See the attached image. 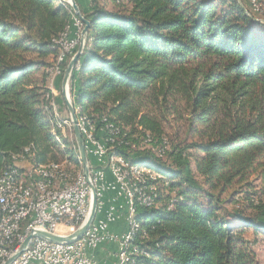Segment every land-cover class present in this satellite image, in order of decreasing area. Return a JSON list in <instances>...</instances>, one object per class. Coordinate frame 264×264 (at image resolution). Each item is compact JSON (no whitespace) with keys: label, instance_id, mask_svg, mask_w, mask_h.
<instances>
[{"label":"trees","instance_id":"1","mask_svg":"<svg viewBox=\"0 0 264 264\" xmlns=\"http://www.w3.org/2000/svg\"><path fill=\"white\" fill-rule=\"evenodd\" d=\"M76 1L91 24L70 81L77 117L107 118L119 129L111 152L162 177L154 208L135 197L134 263L260 264L247 234H264V23L239 0ZM73 16L59 0H0V173L27 151L35 166L78 156L46 73ZM178 102L193 139L170 149L162 116ZM154 142H168V165Z\"/></svg>","mask_w":264,"mask_h":264},{"label":"built area","instance_id":"2","mask_svg":"<svg viewBox=\"0 0 264 264\" xmlns=\"http://www.w3.org/2000/svg\"><path fill=\"white\" fill-rule=\"evenodd\" d=\"M84 27L83 21L76 16V24L73 27L76 30L75 34H72L71 29L65 42H55L57 45H62L64 50L63 64L54 67L56 78L63 76L66 66L77 53ZM68 128L73 131L72 124H68ZM79 128L88 156L90 179L97 194L96 219L81 239L71 243H52L45 239L34 238L29 247L11 264H121L123 257H131L132 262L134 253L128 250V237L134 236L128 229V219L131 213L136 212H131L128 208L129 196L137 195L138 203L147 208L154 207L149 200H144V196L136 193V187L125 185L128 161H123V165H115V162L108 160V150L116 149L119 139H104L101 136V129H116L118 132L119 129L110 127L107 118L104 117L100 125L95 122L97 139L88 140L82 126ZM158 149H165L166 153L168 142H154L152 154L163 159V156H158ZM31 157L32 151H27L25 157L13 158L14 173H5L4 179L0 180V264H5L21 248H9V240L14 238L17 223L25 214L22 212L23 198H17L16 192H10V185H14V180L19 174H28L35 190L36 187H42L44 182L51 181L52 171L31 164ZM20 162H28L31 169L27 171L20 169L17 166ZM140 174L143 176V170ZM83 176L84 183L81 189H74L73 186L63 187V192L56 200L41 202L40 194H36L35 224L32 230L26 232L24 241L31 233L38 230L64 237L70 236L87 222L91 214L92 192L86 176ZM64 178H67V175H60V179ZM157 178L162 177L157 176ZM163 187L168 190V186ZM107 193L113 195L112 204L104 210ZM177 200L176 196L171 199L176 202ZM121 220L124 221L126 230L118 233L112 228ZM143 256L145 257V254Z\"/></svg>","mask_w":264,"mask_h":264},{"label":"bare ground","instance_id":"3","mask_svg":"<svg viewBox=\"0 0 264 264\" xmlns=\"http://www.w3.org/2000/svg\"><path fill=\"white\" fill-rule=\"evenodd\" d=\"M252 5L257 6L256 2H252ZM72 21V27H75L76 18L74 16ZM70 31L71 28L68 27L59 42H65L66 36L70 33ZM59 48L60 50L57 55L56 63L48 70V73L51 77L56 76L54 67L60 66L64 61V50L62 48V45H59ZM78 63L76 65L77 69L79 68ZM77 119L78 126H82L83 133L87 134L88 140H96L97 131L95 130L94 123H92V121H90L86 117H77ZM109 125L110 127H115L111 123H109ZM118 133L119 132L116 131V129H101V136H103L104 139H112L111 137ZM164 155L165 149H162L159 156ZM108 160H110L111 162H115V165H123V161H126L121 157L119 158V156H117L115 152H111L110 149L108 150ZM79 161H81V159ZM128 164L129 165L127 169V176L125 178V185H133V187H136V193L139 194V196H144V200H149L150 203L154 205L161 196L160 188L155 183H153L158 179L157 172L143 165L129 162ZM38 167L52 171L51 181L44 182L42 187H36L35 190V188H33L32 181L29 180V175L19 174V176H16V179L14 180V185H10V192H16L17 198H23L22 212H25V214L22 217L21 221L17 223L15 236L13 239L9 240V248H20L22 246V242L24 241L26 232L33 229L37 212V205L35 204L36 194H40L41 202H50L58 198L59 194L63 192V187L73 186L74 189H81V185L84 183V173L82 171L83 167L81 168V170L75 172L71 171V166L67 162H63L60 164L52 163L48 166ZM142 170L143 176L142 174H140ZM5 173H14V168L6 171L4 170V172L0 173V180L4 179ZM60 175H67V178L60 179ZM135 197L137 198V195L129 196L128 208L131 209V212H135ZM175 202L176 201H171L169 208H172ZM134 218L135 213H131L128 219V229L131 230V235L135 237V234L138 230V225L136 224ZM134 237H128V250ZM140 254H145V256L148 257V255L144 252H140ZM134 256L136 255L134 254ZM134 262L135 261L133 259L131 262V257H123L121 259V264H135Z\"/></svg>","mask_w":264,"mask_h":264},{"label":"rangeland","instance_id":"4","mask_svg":"<svg viewBox=\"0 0 264 264\" xmlns=\"http://www.w3.org/2000/svg\"><path fill=\"white\" fill-rule=\"evenodd\" d=\"M59 1L63 2L62 0H59ZM98 1L100 4L104 5L109 10L113 8V5H112L110 0H98ZM239 1L246 8L247 14H249V12H250V14H249L250 16H253L256 20L264 23V0H239ZM252 2H256L257 6L252 5ZM250 5H251V7H250ZM74 17L76 18V15H74ZM56 59H57V56H56V58L50 57L46 60V62L49 63L48 67L46 68V73L48 74L47 88L49 89L51 95H53V98L51 99V105H52L53 111H54L53 120H54V123L57 126V128L61 131L60 132L61 136H63L65 140L69 141L70 144L72 145V148L74 149V148H76L77 143H76V139H75V135H74L73 131L68 128V124H71L70 114H69L67 107L65 105H61V107H59V106L57 107L56 100H55V93H59V94L61 93V90H62L61 85L63 82L64 74L61 78L58 79V78H56V76L51 77L48 73V70L53 65H55ZM66 68H67V66H66ZM66 68H65V70H66ZM59 83H61V84H60L59 89H58L57 84H59ZM55 86H56V88H55ZM71 100L75 105V102H74V99L72 98V95H71ZM178 106L181 107V109H182L181 113L172 111L171 105H168L167 112L165 114H163V116H162V129H163V133L165 135V139L167 141H169V148L170 149L172 148L173 145H177L179 143L180 144L181 143L182 144H185V143L190 144V142H192V139H193L192 135L190 134L191 135L190 136L188 133V130H189L188 129V126H189L188 120H189L190 114L188 111H186L184 109V104H182V102H178ZM76 114H77V111H76ZM77 116H78V114H77ZM59 140L62 142L61 137L59 138ZM191 150H190V154H194L195 151L194 150L191 151ZM79 158L80 157H79V150H78V156L76 157V159H77L78 163L80 162L79 164L81 165V161H79L80 160ZM76 159L74 160V159L66 157V158H64V160L62 158V160H60L61 162H57V163H63V162L69 163L71 166L70 167L71 171L74 172V171L81 170V168H82V165L79 166V164L78 165L76 164ZM165 160H166V158H163L161 163L168 165L169 164L168 161H165ZM50 163H54V162H50ZM50 163H48V164H50ZM17 166L20 169L26 170V171L31 169V165L28 162H20L17 164ZM190 167L194 173V180H196L197 182H201L202 181L201 177L195 171V162L191 161ZM82 171H83V169H82ZM161 181H165V180L161 179ZM263 182H264V180L260 179V180L256 181V185L262 186L264 184ZM165 189L166 188H162V191L165 194H168V190H165ZM174 196L175 195H173V197ZM112 197H113L112 194H110V193L106 194L105 199H104V210H106L112 204ZM247 237L250 240H256L257 241V244L254 246V250L256 252L258 262L260 264H264V234H259L257 237H255L252 232H249L247 234Z\"/></svg>","mask_w":264,"mask_h":264},{"label":"water","instance_id":"5","mask_svg":"<svg viewBox=\"0 0 264 264\" xmlns=\"http://www.w3.org/2000/svg\"><path fill=\"white\" fill-rule=\"evenodd\" d=\"M62 1L67 3L72 8L74 15L78 16L80 18V20H82L84 25H85V27L82 31V34H81L79 49H78L77 53L75 54V56L68 63L67 68L65 70L64 77H63V83H62V91H63L66 106H67L69 114H70V120L72 122L73 132H74L76 143L78 146L79 156H80V159L82 162L83 173L89 182L91 192H92L91 214H90L87 222L75 234H72L70 236H66V237L59 236V235H56V234H53V233H50L47 231H43V230H38L34 233H31L27 237V239L24 241V243L21 246V248L19 249V251L13 257H11L5 264H11L18 256H20V254H22L29 247L31 241L34 238L45 239V240H48L52 243H71V242L77 241V240L81 239L86 234V232L88 231L90 226L93 224L94 220L96 219L97 205H98L97 194H96L95 187L92 184L91 179H90L88 156H87V152L85 149L83 137H82L80 128L78 126V119H77V114H76V110H75V105L71 100V93H70V80H71L72 74L76 68V65H77L78 61L80 60V58L84 52V49L86 47L87 37H88V33L90 30L91 24L83 16V14L80 10V7L77 4L76 0H62Z\"/></svg>","mask_w":264,"mask_h":264},{"label":"crops","instance_id":"6","mask_svg":"<svg viewBox=\"0 0 264 264\" xmlns=\"http://www.w3.org/2000/svg\"><path fill=\"white\" fill-rule=\"evenodd\" d=\"M83 6H84L85 9H88L89 6H90L89 5V1L88 0H85L84 3H83ZM73 34H75V33H73ZM60 84L61 83L57 84L58 89H59ZM55 88H56V86H55ZM61 89H62V85H61ZM55 100H56L57 107L58 106L61 107V105H65L66 106V103H65V99H64V95H63V91L62 90H61V93L60 94L59 93H55ZM67 110H68V108H67ZM112 229L114 231L118 232V233H123L126 230V225H125L124 221L121 220L116 225H114Z\"/></svg>","mask_w":264,"mask_h":264}]
</instances>
